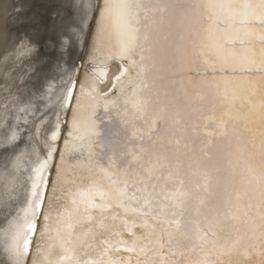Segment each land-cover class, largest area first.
Segmentation results:
<instances>
[{
	"label": "snow or ice",
	"instance_id": "1",
	"mask_svg": "<svg viewBox=\"0 0 264 264\" xmlns=\"http://www.w3.org/2000/svg\"><path fill=\"white\" fill-rule=\"evenodd\" d=\"M87 6L89 54L127 72L111 97L90 90L87 111L69 90L64 146L34 169L30 264H264V0ZM55 114L54 127L38 126L48 113L33 125L36 137L50 131L46 147L61 138ZM14 193L0 190V216Z\"/></svg>",
	"mask_w": 264,
	"mask_h": 264
},
{
	"label": "bare ground",
	"instance_id": "2",
	"mask_svg": "<svg viewBox=\"0 0 264 264\" xmlns=\"http://www.w3.org/2000/svg\"><path fill=\"white\" fill-rule=\"evenodd\" d=\"M97 2L0 0V186L7 185L0 190L14 189L18 193L8 201L12 207L7 218L0 216V264H30L34 243L29 244L27 254L23 252V243L37 241L39 233L32 232L28 224L42 223L38 210L29 204L35 199L31 195L37 179L34 169L47 159L52 147L64 146L65 121L69 108L74 106L68 100L69 90L74 94L83 93L82 110L87 111L88 101L84 97L90 96V90L94 88L102 100L111 97L118 78L123 79L127 72L126 62L121 59L99 64L96 60L102 57L95 50L89 54L93 37L81 19L80 6L85 5L83 12L90 17L96 12L87 5ZM90 23L95 26L94 20ZM235 73L244 75L240 71ZM118 102L123 106L122 97ZM56 110L60 113L61 138L46 147L43 139L50 131L43 138L36 137L33 125L48 113L38 126L47 127L51 121L54 127ZM103 111L101 106L98 114ZM105 125L112 131L110 121L105 119L101 127ZM52 155L48 167L40 174L41 192L47 190L44 178H52L56 159L59 162L58 153Z\"/></svg>",
	"mask_w": 264,
	"mask_h": 264
},
{
	"label": "water",
	"instance_id": "3",
	"mask_svg": "<svg viewBox=\"0 0 264 264\" xmlns=\"http://www.w3.org/2000/svg\"><path fill=\"white\" fill-rule=\"evenodd\" d=\"M123 62H125V61H123ZM244 73V72H243ZM235 74H237V73H232V75H235ZM179 73H177L176 74V79H178L179 78ZM244 75H245V73H244ZM178 76V77H177ZM81 78H82V76H80ZM166 77V79H172V76L170 75V73L168 74V76H165ZM81 78H80V80H81ZM113 95V94H112ZM100 99L102 98V97H100V96H98ZM103 99V98H102ZM101 99V100H102ZM112 131L113 132H116V131H118V129H116L114 126H113V128H112ZM65 133V132H64ZM64 133H63V135H64ZM63 137V136H62ZM77 155H79V153H77ZM57 160L58 159H56V162H57ZM56 162H55V164H56Z\"/></svg>",
	"mask_w": 264,
	"mask_h": 264
}]
</instances>
